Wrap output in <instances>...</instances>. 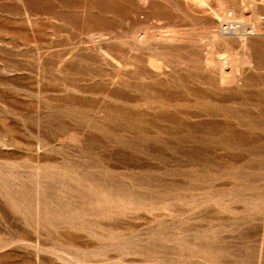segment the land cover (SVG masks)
Listing matches in <instances>:
<instances>
[{
	"label": "rangeland",
	"instance_id": "obj_1",
	"mask_svg": "<svg viewBox=\"0 0 264 264\" xmlns=\"http://www.w3.org/2000/svg\"><path fill=\"white\" fill-rule=\"evenodd\" d=\"M0 264H264V0H0Z\"/></svg>",
	"mask_w": 264,
	"mask_h": 264
},
{
	"label": "bare ground",
	"instance_id": "obj_2",
	"mask_svg": "<svg viewBox=\"0 0 264 264\" xmlns=\"http://www.w3.org/2000/svg\"><path fill=\"white\" fill-rule=\"evenodd\" d=\"M243 3V2H242ZM243 5V4H242ZM229 15V14H228Z\"/></svg>",
	"mask_w": 264,
	"mask_h": 264
}]
</instances>
